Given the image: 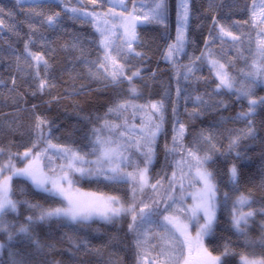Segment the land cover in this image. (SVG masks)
Masks as SVG:
<instances>
[{"label": "trees", "instance_id": "trees-1", "mask_svg": "<svg viewBox=\"0 0 264 264\" xmlns=\"http://www.w3.org/2000/svg\"><path fill=\"white\" fill-rule=\"evenodd\" d=\"M166 3L163 24L153 22L137 26L139 42L133 46L143 55H131L126 61L121 59V63L127 64L128 75L136 69L141 72L140 77L133 80L139 94L132 97L126 80L114 85L107 80H97L87 75L84 58L92 61L102 55L98 45L99 34L90 22L91 18L76 19L71 13L62 12L58 25L49 28L46 24L39 25V18L30 17L28 10L35 4H40L45 14L62 11L64 5L60 1L34 0L17 4L16 0H0V9H3L0 19L4 22L0 27V81H3L0 83V148L5 155H11L31 147L37 139L34 128L36 117L40 116L47 121L43 131L52 143L87 153L94 140L93 129L101 127L105 120L122 123L126 118L129 125L139 124L144 112L135 111L134 114V110L128 108L119 119L108 113V109L117 101L130 100L136 105H146L151 101L163 100L165 108L162 135L167 150L161 172L164 176L162 195L167 189L172 163L181 159L180 154L170 151L173 147V123L178 118L186 126L183 144L189 148L193 147L201 131H211L214 134V143L219 151L211 153L212 160L207 168L213 172L217 187L232 188L235 194L250 192L254 200L251 207H264V106L257 107L255 115L251 117L254 122V137L242 139L239 146L229 152L228 137L235 134V131L229 130L246 127V121L236 120L235 117L238 112L247 109V101L237 100L227 90L213 93L218 81L207 62L197 61L198 70L188 80H184L182 75L177 77V69L181 73L184 71L180 65H186L190 58L200 56L206 50V40H214L209 45L214 57L224 63L227 71L238 81L243 79L240 72L250 70L248 65L256 58V43L259 38V28L252 16L253 0H189L185 51L176 58V67L172 62H163L161 58L167 42L175 38L177 28L178 0H166ZM126 5L130 8L132 0H126ZM68 6L103 12L109 3L107 0H97V4L92 5L90 0H83L82 3L71 0ZM136 7H141L139 0ZM213 18L218 24H214ZM29 24L39 27L30 49L45 54L51 65L48 79L55 84V87L46 88L42 92L38 90V81L32 78L31 70L23 60ZM219 25H224L240 36V42L233 45L230 38H225L222 44L216 38ZM40 34H43L47 44L39 40ZM74 42L78 44L77 48L71 47ZM18 55L21 57L23 71L17 70ZM78 57L80 58L77 59ZM41 76H44L43 68ZM13 78L15 85L12 83ZM177 87L182 89L179 96ZM197 94L203 95L209 102L200 106L197 114L190 115L197 105L191 99L185 100V97ZM254 96L264 97V82L257 81L254 85ZM219 101H223L226 106H221ZM173 107L176 108L175 117ZM42 144L44 145L42 142L34 150L40 149ZM199 147L202 154L210 146L201 144ZM237 153L240 155L237 156ZM131 155L140 166L143 164L141 155L135 149H132ZM233 164L237 165L239 171L236 185L230 181L228 174V169ZM246 168L257 170L258 183L254 187L244 184ZM128 169L133 170L131 167ZM81 183L82 179H79V187ZM12 186L13 199L18 201L17 211L6 213L5 219L14 225L11 229L14 236L9 240L8 233L0 232V243L5 245L0 249V264H13L14 260L21 264H137L139 248L136 232L130 231L128 227L130 215H122L111 222L93 219L80 223L52 217L31 224L30 235L19 233L17 229L28 223V216L38 215V211L30 208L29 204L55 207L60 205V200L51 198L25 177H14ZM149 189L151 188L146 187L143 192L138 191L135 200L131 193V204L134 203L137 209L142 203L151 204L157 198L156 193ZM164 199L166 198H160L159 212L153 219H159L165 214ZM262 236L264 215L258 213L249 221L247 229V239L252 243L246 246V238L237 233L236 243L229 246L232 253L222 257V264H239V253H255L256 256L264 254V248L260 247ZM69 237L77 242L87 241L90 250L83 246L74 247ZM33 241H38L42 247L37 248ZM224 247L214 246L211 252L213 255H220Z\"/></svg>", "mask_w": 264, "mask_h": 264}, {"label": "snow or ice", "instance_id": "snow-or-ice-1", "mask_svg": "<svg viewBox=\"0 0 264 264\" xmlns=\"http://www.w3.org/2000/svg\"><path fill=\"white\" fill-rule=\"evenodd\" d=\"M79 2L82 3L83 0H79ZM107 2L113 7H110L106 12H89L80 7H69L71 0H60V3L64 5L62 11L45 14L42 6L35 4L28 10V14L30 17L39 18V25L46 24L49 28L58 25L62 12L64 14L71 13L72 17L76 19L91 18L90 22L99 34L98 45L102 50V55L92 61L84 58L87 75L93 79L107 80L114 85L126 80L130 86L129 95L135 97L139 93L133 84V80L140 77V69L135 71L128 69L131 71V74L128 75L126 72L127 64L121 63V59L126 61L131 55L137 57L143 55V53L136 51L133 46L139 42L137 26L153 22L163 24L167 3L166 0H139L141 7L137 9V0H132L133 7L129 12L126 0H107ZM16 3H22V0H16ZM90 3L96 5L97 0H90ZM117 7L123 10L116 11ZM253 9L252 16L260 18V22L264 23V0H259V4L253 0ZM189 12V0H178L176 40L167 46L164 53V59L171 61L174 67H176V58L185 51ZM2 13L3 9H0V14ZM213 20L214 24H218L215 18ZM3 24V19H0V27ZM38 32V26L29 24L28 39L24 42L25 55L23 60L28 69L31 70L32 78L38 81V90L42 92L46 88L55 87V84L48 79L51 65L45 54L33 52L30 49V45L34 43V37ZM258 35L256 58L248 65L249 71L241 70L240 75L243 79L239 81L227 71L224 63L214 57V53L209 47L211 43H214V40H206V50L202 51L200 56L190 58V62L186 65H180V68L184 69L183 73L177 69V77L182 75L184 80H188L190 75L198 70L197 61L207 62L211 70H214L215 78L218 81L213 93L218 94L220 90H227L234 94L237 100L247 101V109L238 112L235 117L236 120L246 121V127L229 130L230 132L235 131L234 135L228 137L227 150L229 152L236 149L242 139L254 137V122L251 117L255 115L257 107L264 106V97L256 98L254 96V85L257 81L264 82V29ZM216 38L222 44L225 42V38H230L233 45L241 40L240 36L234 34L224 25H219ZM39 40L43 44L48 43L43 34H40ZM71 47L77 48L78 44L74 42ZM81 57H83V50H81ZM16 60L17 70L23 71L19 55L16 56ZM41 68H43L44 76H41ZM12 83L15 85V78L12 79ZM176 91L179 96L182 89L177 87ZM189 99L194 105H197L190 115L197 114L199 107L209 102L200 94L185 97V100ZM219 103L221 106H226L223 101H219ZM128 108H132L134 114L135 111L146 112L147 119L145 120V117L141 116L140 126L129 125L126 118L122 123L105 120L101 127L93 129L94 140L91 141L92 147L87 153H81L70 146L53 144L50 139H47L43 131L47 121L37 116L34 126L37 135L36 141L23 153L13 154L17 158L27 160L25 166L23 168L16 167L15 163L12 162V155L9 156L6 163L0 164V232L8 233L9 240L14 236L11 231L14 225L5 219V215L17 211L18 201L13 199V178L25 177L51 198L59 199L60 205L45 208L40 204H29L30 208L38 211V215L35 217L28 216L26 218L28 223L20 225L17 229L19 233L30 235L29 227L31 224L52 217L64 218L72 223H80L90 221L93 218L111 222L122 215H130L129 230L137 231L138 236L142 237V239L137 240L138 248L141 243H146L152 239L157 241V243L150 245L151 249H158L155 255H152L151 252L147 255L141 254L137 264H222V257L232 253L229 246L225 245L224 251L220 255H213L204 245V238L211 234L216 222L218 207L217 184L213 172L207 168V164L212 160L211 153L219 151L211 131H201L193 147L189 148L183 144L186 132L185 124L181 123L178 118L174 120L173 147L170 151L181 155V159L176 161L180 176L177 177V172L173 171L169 178L168 189L165 190L166 199L163 203L165 204V212L171 208L174 213H179V215L168 214L159 219H153L154 215L159 212L160 200L154 199L151 204L144 203L142 207L137 209L134 203L126 206L117 195L96 191L86 192L78 187L79 179L102 176L108 181L130 183L133 200H135L137 191L143 192L146 187H150L154 193L164 187L162 180L150 183L148 176V166L152 163L154 156L155 140L161 133L164 122V101H151L146 105H136L130 100H119L108 109V113L116 115L119 119ZM173 116H176L175 107H173ZM42 142L45 146L40 151L34 152V149L38 148ZM201 144L210 146L202 154L199 147ZM132 149H135L143 157L144 167L141 168L139 163L132 159ZM3 151L0 148V153ZM53 152L55 155L50 154ZM239 155L240 153H237V156ZM89 156L95 158L89 159ZM56 159L64 162L57 165L54 163ZM129 167L133 170L128 171ZM185 168H187V172L184 171ZM228 174L230 181L236 185L239 179L236 164L228 169ZM185 179L189 181L188 188H194L196 185H201V187L195 192H187L184 184ZM177 189L180 192L179 196L175 195ZM224 196L227 198L228 193H224ZM188 197L192 199L193 204L182 207L181 205L185 204ZM253 203L254 200L250 192L240 193L233 201L231 209L232 226L239 235L246 238V246L252 243L247 239L249 221L258 213L264 215V207L253 209L251 207ZM181 216L185 219H181ZM201 219H203V223L200 222ZM154 224L163 231L150 233L151 226ZM145 225L148 228H145ZM192 226L196 227L195 235L189 230ZM69 239L74 247L83 246L86 250H90L87 241L77 242L71 237ZM33 243L37 248L42 247L38 241H33ZM4 247L5 245L0 243V249ZM260 247L264 248V236L260 240ZM96 251L99 250L96 249ZM239 255V264H264V254L256 256L255 253H239ZM13 264H21V262L14 260Z\"/></svg>", "mask_w": 264, "mask_h": 264}, {"label": "rangeland", "instance_id": "rangeland-1", "mask_svg": "<svg viewBox=\"0 0 264 264\" xmlns=\"http://www.w3.org/2000/svg\"><path fill=\"white\" fill-rule=\"evenodd\" d=\"M22 1H34V0H22ZM54 1H60V0H54ZM256 3L259 4V0H256ZM110 7H113V5L109 3L108 8L103 12H106ZM132 7H133V5L130 8H127V10L130 12L132 10ZM122 10L123 9H121L119 7L116 8V11H122ZM89 12H91V11H89ZM253 22L258 26L259 33H260V31L262 29H264V23H261L260 18H258V17H253ZM175 40H176V35H175V38H173L172 40H169L167 42V44L163 50L161 58H162V61L165 63H171V61L164 59V53L167 50V46L169 44L174 43ZM142 116L145 117V120L147 119L146 112H144ZM134 125L140 126L141 125V119L139 121V124H134ZM44 146H45V144L44 145L42 144V147L38 150H34V152L40 151ZM166 150H167V146L164 143V138H163L162 131H161V133L158 134V136L155 140L154 156H153L152 163L148 166V176H149L150 183H155L157 180H162V182H163V180H164V176L161 175V172H162V168H163L165 158H166ZM24 151H22L20 153H23ZM50 154L55 155L54 152L50 153ZM11 155H12V162L15 163L16 167L23 168L25 166V164L27 163V160H22L20 158H17L13 154H11ZM9 156H10L9 154L5 155L4 153H0V164L6 163L9 160ZM88 158L94 159L95 157L89 156ZM142 159H143V157H142ZM178 160H180V159H177L172 163V169L168 173L167 189H168L169 178L172 176L173 171L177 172V177L180 176V171L176 167V161H178ZM63 162L64 161H61L60 159H56L54 163L58 165V164L63 163ZM140 167L141 168L144 167V163ZM127 170L131 171L129 169H127ZM184 171L187 172L188 171L187 168H185ZM5 174L7 175L8 173H5ZM188 182H189L188 179L184 180L185 190L187 192H195L199 187H201V185H196L194 188H188L187 187ZM257 183H258L257 170H255L253 168H246L244 170V184H245V186L254 187L257 185ZM80 188L86 192L87 191H96V192H104L106 194L117 195L121 198L122 202L126 206L131 204L130 198H131V193H132V191H131L132 185L130 183H117V182H113V181H108V180L104 179V177H102V176L101 177H91V178L86 177V178L82 179V183H81ZM217 189H218V191H217L218 207H217V213H216V222L213 226V230H212L211 234L204 238V245L209 249V251H211V249L214 246H218V245L230 246V245H233L236 243L237 232L232 226L231 209H232L233 201L235 200L236 196L239 194H235L234 189H232V188H218L217 187ZM149 190H151V189H149ZM224 193H228L227 198H225ZM164 195H162L161 188L158 189V192L156 193L157 200H160V198H166L165 190H164ZM175 195L176 196L180 195L179 189H177V192L175 193ZM143 204L144 203L139 205V208L142 207ZM191 204H193V201L190 197H188V198H186L185 204L181 205V206L187 207L188 205H191ZM245 210H247V209H245ZM168 214L179 215V213H174L171 208H169L168 213L165 212L164 215H168ZM62 219H64V218H62ZM93 219L102 220L99 218H93ZM181 219H185V217L181 216ZM64 220L67 221L66 219H64ZM103 221H105V220H103ZM200 222L203 223V219H201ZM145 228H148V226L145 225ZM189 230L192 232L193 235H195V232H196L195 226L190 227ZM157 231H163V229L158 228V226L155 224L152 225L151 229H150V233H155ZM135 232H136L137 240L142 239V237L138 236V232L137 231H135ZM154 243H157V241L155 239H152L146 243H141V245L139 247V257L141 254L147 255L149 252H151L152 255H155V252L158 249L153 250L150 247V245L154 244Z\"/></svg>", "mask_w": 264, "mask_h": 264}]
</instances>
